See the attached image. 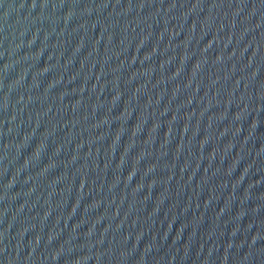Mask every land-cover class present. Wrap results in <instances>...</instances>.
I'll return each instance as SVG.
<instances>
[{"label":"water","instance_id":"water-1","mask_svg":"<svg viewBox=\"0 0 264 264\" xmlns=\"http://www.w3.org/2000/svg\"><path fill=\"white\" fill-rule=\"evenodd\" d=\"M0 264H264V0H0Z\"/></svg>","mask_w":264,"mask_h":264}]
</instances>
